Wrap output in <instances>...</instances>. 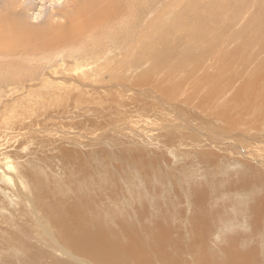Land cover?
I'll return each mask as SVG.
<instances>
[{
  "label": "rangeland",
  "instance_id": "374dc122",
  "mask_svg": "<svg viewBox=\"0 0 264 264\" xmlns=\"http://www.w3.org/2000/svg\"><path fill=\"white\" fill-rule=\"evenodd\" d=\"M107 1L33 50L17 33L56 34L75 2L0 0V264H78L43 205L85 201L147 264H170L157 226L181 264H264V0Z\"/></svg>",
  "mask_w": 264,
  "mask_h": 264
},
{
  "label": "bare ground",
  "instance_id": "6f19581e",
  "mask_svg": "<svg viewBox=\"0 0 264 264\" xmlns=\"http://www.w3.org/2000/svg\"><path fill=\"white\" fill-rule=\"evenodd\" d=\"M75 2L74 13L72 16L68 18L69 24L64 26L65 32H63L61 28H58L56 34L52 31V28H46L44 31H41L39 37L37 36H26L23 32H18V38L15 40L17 45H20L23 48L29 49H38V48H50L56 49L59 46H71L73 45V37L78 38L81 37L83 32H86L93 27L96 22L100 23L101 17L105 13L109 2L107 0H73ZM128 9V8H126ZM107 14V13H106ZM39 34V33H38ZM69 35V37H68ZM10 39L14 38V31L9 30ZM16 36V35H15ZM45 37L43 40L44 47L42 44H37L42 41L41 37ZM53 36V37H52ZM68 37V38H67ZM9 39V40H10ZM75 41V40H74ZM12 47L15 45L13 40H10ZM7 44V43H6ZM13 44V45H12ZM9 46H4L3 51H10ZM1 47V46H0ZM88 186V185H87ZM86 187V184H85ZM84 188V187H82ZM83 190V189H82ZM84 192V191H83ZM81 194V193H80ZM83 200V199H82ZM84 201V200H83ZM81 202V200L79 201ZM50 204V202H49ZM43 205V204H42ZM86 205V206H85ZM202 205V204H201ZM88 204H78L69 206L61 203H52V205H43V209L46 217L49 219L51 225H53L54 229L57 231V236L60 238L62 244H64L70 252L66 249H61L60 253L62 256L66 258L76 260L78 264H147L149 258H140L138 253L141 252L139 246L135 244L133 241L131 242H120L118 243L119 238L122 239L123 236L126 238H133L138 242L139 237H130L126 236L128 234L126 232V228L124 226H120L122 221L118 222L117 229H112L110 225L104 226L101 221H99L95 217V210L93 219H91L87 214L86 208ZM203 212V210H201ZM87 212V214H85ZM93 212V211H92ZM201 212V213H202ZM208 213V212H207ZM90 214V213H89ZM205 214L202 213V215ZM95 218V219H94ZM110 218V217H109ZM139 219H142V216L139 215ZM150 228H148L149 231ZM132 235L137 234L136 229L134 228ZM114 232L113 237L110 233ZM148 234V233H146ZM170 234L167 233V230L161 229L157 226V232L152 234L151 237L153 239L154 245L156 243V247L161 251L163 257H171V260L168 261L170 264H181L179 255H176V258L173 256L177 250L174 240H169ZM168 237V238H167ZM8 239V237L6 238ZM130 240V239H129ZM120 241V240H119ZM167 242V243H166ZM237 242V241H236ZM234 243L233 246H235ZM166 243V244H165ZM115 246V251L109 246ZM148 246L152 248V242L148 243ZM170 248L172 251L170 254L167 251L166 247ZM114 248V247H113ZM149 248V249H150ZM236 249V247H234ZM229 249V263L230 260L233 261V258L236 255L238 262H243L242 264H246L247 261H252L251 254H239L235 252L232 246L228 247ZM39 252H36L33 256V259H39L42 256L38 255ZM38 255V256H36ZM74 255H78L81 258L74 257ZM206 257V255H204ZM44 259V258H43ZM175 259V260H174ZM250 259V260H249ZM49 258L47 262H49ZM245 261V263H244ZM237 262V263H238ZM36 263L38 264H46L44 260H39ZM167 263V262H164ZM52 264H70L67 262L56 261V263Z\"/></svg>",
  "mask_w": 264,
  "mask_h": 264
}]
</instances>
